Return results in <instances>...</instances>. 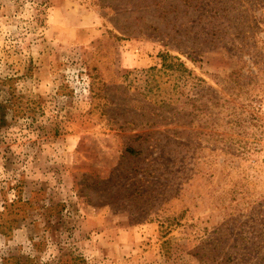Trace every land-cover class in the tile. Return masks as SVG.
I'll return each instance as SVG.
<instances>
[{
	"label": "rangeland",
	"instance_id": "rangeland-1",
	"mask_svg": "<svg viewBox=\"0 0 264 264\" xmlns=\"http://www.w3.org/2000/svg\"><path fill=\"white\" fill-rule=\"evenodd\" d=\"M0 264H264V0H0Z\"/></svg>",
	"mask_w": 264,
	"mask_h": 264
}]
</instances>
